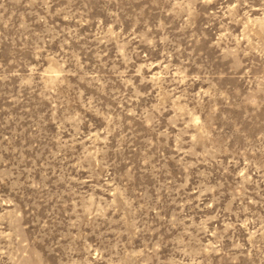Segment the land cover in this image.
I'll use <instances>...</instances> for the list:
<instances>
[{
    "label": "rangeland",
    "instance_id": "obj_1",
    "mask_svg": "<svg viewBox=\"0 0 264 264\" xmlns=\"http://www.w3.org/2000/svg\"><path fill=\"white\" fill-rule=\"evenodd\" d=\"M0 264H264V0H0Z\"/></svg>",
    "mask_w": 264,
    "mask_h": 264
}]
</instances>
